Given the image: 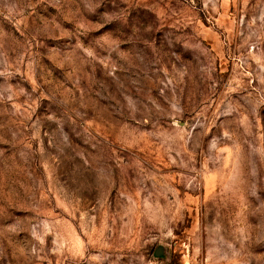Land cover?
Instances as JSON below:
<instances>
[{"label":"rangeland","instance_id":"obj_1","mask_svg":"<svg viewBox=\"0 0 264 264\" xmlns=\"http://www.w3.org/2000/svg\"><path fill=\"white\" fill-rule=\"evenodd\" d=\"M0 264H264V0H0Z\"/></svg>","mask_w":264,"mask_h":264}]
</instances>
